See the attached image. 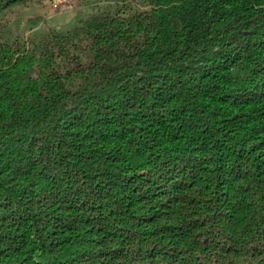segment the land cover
Wrapping results in <instances>:
<instances>
[{"label": "trees", "instance_id": "obj_1", "mask_svg": "<svg viewBox=\"0 0 264 264\" xmlns=\"http://www.w3.org/2000/svg\"><path fill=\"white\" fill-rule=\"evenodd\" d=\"M108 1L0 40V264H264V0Z\"/></svg>", "mask_w": 264, "mask_h": 264}, {"label": "rangeland", "instance_id": "obj_2", "mask_svg": "<svg viewBox=\"0 0 264 264\" xmlns=\"http://www.w3.org/2000/svg\"><path fill=\"white\" fill-rule=\"evenodd\" d=\"M56 1L31 0L1 12L0 40L27 46L32 40L69 30L77 17L88 18L98 10L118 7L108 0H60L63 9L56 10Z\"/></svg>", "mask_w": 264, "mask_h": 264}, {"label": "built area", "instance_id": "obj_3", "mask_svg": "<svg viewBox=\"0 0 264 264\" xmlns=\"http://www.w3.org/2000/svg\"><path fill=\"white\" fill-rule=\"evenodd\" d=\"M54 9L56 10H62L63 9V3L60 0H57L54 5H53Z\"/></svg>", "mask_w": 264, "mask_h": 264}]
</instances>
